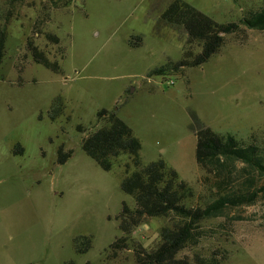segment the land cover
Returning a JSON list of instances; mask_svg holds the SVG:
<instances>
[{
    "label": "rangeland",
    "instance_id": "374dc122",
    "mask_svg": "<svg viewBox=\"0 0 264 264\" xmlns=\"http://www.w3.org/2000/svg\"><path fill=\"white\" fill-rule=\"evenodd\" d=\"M171 1L0 0V264H135L134 243L151 249L163 229L183 221L174 212L146 217L129 234L130 247L109 248L124 234L123 202L135 206L123 179L160 158L191 186L188 206L257 193L204 218L180 254L264 264V179L242 162L207 174L192 129L197 118L264 146V29L242 22L264 0H182L239 28L204 63L178 67L202 47L161 19ZM29 41L60 69L37 63ZM102 109L140 139L141 166L119 153L105 170L82 149L83 138L107 123ZM60 148L73 151L64 163ZM80 237H91L85 252L77 251Z\"/></svg>",
    "mask_w": 264,
    "mask_h": 264
},
{
    "label": "trees",
    "instance_id": "16d2710c",
    "mask_svg": "<svg viewBox=\"0 0 264 264\" xmlns=\"http://www.w3.org/2000/svg\"><path fill=\"white\" fill-rule=\"evenodd\" d=\"M161 19L177 31L187 34V41L197 40L201 45V52L191 61L181 60L177 66L200 65L218 51L225 41V35L238 30L237 22L220 23L199 11L194 6L182 0H172L162 11ZM248 27L264 29V7L251 11L242 19ZM6 34L0 29V64L4 56ZM28 49L37 63L58 71L56 62L50 61L32 41L28 42ZM174 67V68H175ZM166 69L161 66L151 73H163ZM57 102V103H56ZM56 104V105H55ZM59 98L53 103V116L60 113ZM55 105V106H54ZM98 117L107 116V123L83 138L82 149L105 170L113 166V157L119 153L131 156L136 166H141V141L134 134L132 128L121 120L115 112L107 113L105 109L98 111ZM192 129L196 133V160L207 174L220 173L228 162L236 164L242 162L252 169L261 179H264V146L253 140L245 143L230 133H218L211 127L204 125L195 118ZM62 148L58 151V163H64L72 154ZM121 188L135 199V206L130 207L125 201L117 216L119 228L124 233L118 236L109 246L116 253L130 247L133 243L129 234L139 226L146 217L165 215L174 212L182 217V222L173 228L163 229L156 246L147 249L141 243L133 244L135 264H218L220 259L212 255L202 256L198 253L193 258L181 255L180 252L190 244L196 242L194 237L198 224L206 217L220 212L228 204H238L246 200L252 201L257 196L256 191L249 196L239 195L231 197L223 195L206 207H193L183 201L193 195L191 186L182 180L178 172L170 167L164 159H158L141 166L127 175ZM194 241V242H193ZM77 251L85 252L91 246V237L76 239ZM86 243V246L81 245ZM67 264H74L73 261ZM89 264V263H88Z\"/></svg>",
    "mask_w": 264,
    "mask_h": 264
}]
</instances>
